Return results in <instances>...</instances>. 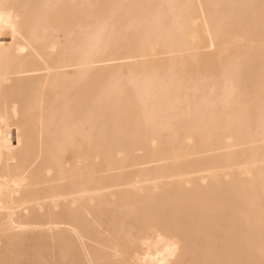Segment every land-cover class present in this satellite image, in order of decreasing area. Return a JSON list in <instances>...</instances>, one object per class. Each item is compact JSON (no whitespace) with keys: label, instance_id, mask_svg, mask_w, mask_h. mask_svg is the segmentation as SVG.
I'll return each mask as SVG.
<instances>
[{"label":"bare ground","instance_id":"obj_1","mask_svg":"<svg viewBox=\"0 0 264 264\" xmlns=\"http://www.w3.org/2000/svg\"><path fill=\"white\" fill-rule=\"evenodd\" d=\"M0 264H264V0H0Z\"/></svg>","mask_w":264,"mask_h":264}]
</instances>
